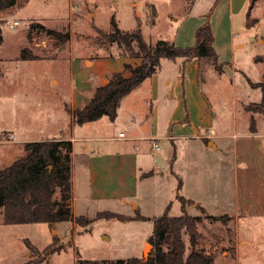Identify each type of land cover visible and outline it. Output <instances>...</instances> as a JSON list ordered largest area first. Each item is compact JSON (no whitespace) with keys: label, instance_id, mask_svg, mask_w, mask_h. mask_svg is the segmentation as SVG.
Masks as SVG:
<instances>
[{"label":"rangeland","instance_id":"obj_1","mask_svg":"<svg viewBox=\"0 0 264 264\" xmlns=\"http://www.w3.org/2000/svg\"><path fill=\"white\" fill-rule=\"evenodd\" d=\"M215 2L16 0L0 9V168L25 156L23 141L57 139L62 130L71 135L70 117L63 104L70 96L71 81L96 71L85 65L92 66L93 59L111 54L103 73L122 67L123 48L116 44L110 49L100 48L96 44L100 37L98 29L112 32L115 19L122 30H132L140 23L143 36L150 43L175 40L178 24L187 18V24L199 22L213 9L212 15L216 12V19L222 22L225 10L217 9ZM152 3L157 8L155 24ZM250 4L251 0H246V10L234 16L235 43L242 46L236 47L234 55L229 48L220 47L223 73L204 64L200 70L199 61V66L192 60L182 69L181 58L164 59L156 72V89L151 86L152 77L134 89L119 108L117 127H110V134L117 136L124 127H130L126 114L130 104L140 106L144 98L154 100L158 107L157 123L147 122L142 129L139 125L137 128L138 134L159 136L137 143L142 144L154 174L140 182L143 202L138 197L136 203H125L120 211L135 214L138 204L139 212L145 216H160L171 202L169 213L182 215V202L175 190L183 180L186 192L181 189L180 194L192 193L198 198L195 203L200 202V207H187L188 213L202 216L197 225L199 247L215 255L216 264H264V114L249 111L262 99L261 89L250 81L257 82L264 74V0H255L249 21L257 23L248 27ZM12 20L19 24L8 28ZM220 43L227 46L224 40ZM24 49L34 58L22 59ZM54 78L59 84L56 80L52 83ZM154 91L157 95L151 98ZM181 96L188 126L199 134L200 116L213 120L212 126L226 137L221 144L223 152L200 151L196 137L173 142L162 137L166 133L165 118ZM68 110L71 112V108ZM7 130L12 132L11 137ZM203 135L206 141L218 139L210 129L204 130ZM155 144L160 149L153 148ZM55 197L60 198V187H56ZM78 205L81 211L84 204ZM237 207L240 213L235 215ZM202 208H206L207 214L227 217L208 218ZM95 213L89 210V215L94 217ZM52 224H5L1 210L0 264H24L30 260H44L38 264H77L80 258L112 261L148 256L153 249L148 242L154 227L152 219L104 218L86 227L72 221ZM54 236L63 249L47 257L43 250L54 241ZM26 240L37 249H30Z\"/></svg>","mask_w":264,"mask_h":264},{"label":"trees","instance_id":"obj_2","mask_svg":"<svg viewBox=\"0 0 264 264\" xmlns=\"http://www.w3.org/2000/svg\"><path fill=\"white\" fill-rule=\"evenodd\" d=\"M16 0H0V9L7 8ZM220 0H216L215 5ZM247 12V26L254 23L249 21L255 0H251ZM211 10L206 15V21L197 28L195 33L196 43L192 46L181 47L169 40H158L156 43L148 42L142 33L140 23L132 30H122L112 20L114 30L105 32L98 29L99 39L96 44L100 48L108 49L114 44L123 48L121 54L124 57L140 59V63L133 65L130 62L124 64L122 71L110 75L108 83L95 89L91 100L71 110L75 124L82 125L87 122L99 120L106 116L115 121L122 100L134 89L140 86L146 79L151 78L161 67L162 60L182 59V69L186 63L196 59L200 62V70L204 65L214 66L219 73H223V64L214 48L215 36L211 26ZM157 10L154 7V19ZM56 33L54 30H48ZM69 37V34H66ZM110 49V48H109ZM25 49L22 51V59H32L34 56ZM110 56H112L110 54ZM251 84L260 88L262 99L249 111L264 114V74L257 82ZM188 122L187 119L184 120ZM26 154L15 160L5 168H0V211L3 212V223H54L72 221L81 226H89L97 219L119 220H148L154 222L153 232L148 242L153 249L148 256H133L126 259L112 261H91L80 258L77 264H216V257L205 248L199 247V234L197 225L202 220L201 215H192L187 212V207L194 204V200L177 194L182 202V215H171L169 204L164 214L160 216H145L136 212L129 216L117 212L103 211L92 218L83 215H75L72 209V183H71V160L73 144L71 140L51 139L36 140L24 143ZM60 187V198L55 197V189ZM182 180L179 181V188ZM206 213L205 209L202 208ZM212 219H224L227 216H215L205 214ZM27 246L36 250L37 247L26 240ZM58 238L46 246L43 252L47 257L60 252L63 246L57 244ZM44 260H30L24 264H38ZM48 264V262H46Z\"/></svg>","mask_w":264,"mask_h":264},{"label":"crops","instance_id":"obj_3","mask_svg":"<svg viewBox=\"0 0 264 264\" xmlns=\"http://www.w3.org/2000/svg\"><path fill=\"white\" fill-rule=\"evenodd\" d=\"M217 4V9L223 7L225 10V17L222 22H218L216 19V12H214L211 16V26L215 36L214 48L218 55L221 51L220 47L229 48L234 55L236 47L242 46V44L239 45L235 43L233 28L234 16L239 15L241 12L246 10V0H220ZM152 5L156 8L155 4L152 3ZM188 21L190 20L187 18L178 24L174 34L175 40L170 39L169 41H172L177 46L181 47H187L188 44L191 45L194 44V42L196 43V30L206 21V18L204 16L202 20L200 19L199 22L195 21L192 24H187ZM221 40H224L227 46L222 45L220 43ZM111 57L113 56H99L92 60V66L85 65V67L89 69L94 70L96 68V71L89 72L84 79H80L79 81L74 79L71 81L70 96L69 98L64 99L65 101L63 106L70 117L69 125L71 127V135H66V133L62 130L60 137L57 139L71 140L73 144L71 155V205L75 215L93 217V215H89V210H94V212L96 211L94 216L103 211H111L134 216L136 212H134L135 214L130 215L123 213L120 210L124 208L125 203L131 205V203L138 197L141 199V203L143 202L144 191L140 188V182L143 179H151L154 174L151 164L146 159V153L142 149V144H137L138 142L142 143V141L145 140H156L159 138V136H156L155 134L147 135L137 133L138 125L142 129V125L147 122H150L152 125L157 123L158 107L156 106L157 104H154L153 99L149 101L148 98H144L145 101L143 103L141 102L140 106H138L137 103L130 104V106H128L126 114L129 116L130 127H124V130H121L117 136H112L110 134V127L112 125L117 127V118L119 115L115 121H111L108 117L104 116L99 120L78 125L74 123L72 113L68 110V108L73 110L76 107L87 104L91 100L95 89L100 85L108 83L112 73L122 71L126 62H130L133 65L140 63V59L124 57L122 67L112 69L109 74H104V70L102 68L108 61L106 59ZM192 63H197L199 66V62L196 59H194ZM98 68H100V70ZM151 79V86L155 90L158 82L157 74L155 73ZM55 80L59 84V80L57 78H54L52 83ZM147 80L148 79H146L141 85H143ZM169 83L170 81H166V84ZM129 95H127L122 102L129 98ZM156 95L157 94L154 91V96L151 98L156 97ZM182 99V96L179 97L180 102H178V105L173 107L171 111L167 109L169 114L165 118L166 133L162 137L172 142L175 139L196 137V139H198L196 147L200 151L208 154L212 152L216 153V151L223 152L221 144H223V141L226 138L225 135L219 133L218 130L212 126L213 120L210 122L206 115L200 116L198 119L201 124L198 129L200 135L197 134V132H194L184 121L185 118L184 111L182 110ZM207 126L210 127L208 128ZM206 129H210L211 132H215L217 134L216 138L218 139H209L206 141L204 139L206 136H202V134H204V130ZM5 132L9 137H11V131L7 130ZM121 133H124V136H120ZM51 139L54 138L46 137L40 140ZM36 140L39 139H33L30 141ZM209 141H212L216 147L209 145ZM23 142L26 143L29 141ZM77 144H79V146H77ZM156 145L157 144H155L153 148H156ZM176 175L179 176V174ZM182 186L183 188H179L178 185L177 190H175L176 194H180L181 189L186 192L185 183ZM186 194H189L186 196L184 195L186 198L194 200V207H200V202L195 203L198 198L194 194L188 192ZM79 203L84 204L81 206V211L78 205ZM169 204H171V202ZM137 208L139 212L140 208L138 204ZM204 209L206 210V208ZM78 212H80V214H78ZM234 212L235 215H238L240 213L239 208ZM224 213L227 212L224 211ZM49 225L51 227L53 226L52 223H49Z\"/></svg>","mask_w":264,"mask_h":264},{"label":"built area","instance_id":"obj_4","mask_svg":"<svg viewBox=\"0 0 264 264\" xmlns=\"http://www.w3.org/2000/svg\"><path fill=\"white\" fill-rule=\"evenodd\" d=\"M19 24L18 20H12L8 23L7 27L8 28H14L15 26H17ZM120 136H124V133H121ZM156 148L159 149V146L156 145Z\"/></svg>","mask_w":264,"mask_h":264},{"label":"water","instance_id":"obj_5","mask_svg":"<svg viewBox=\"0 0 264 264\" xmlns=\"http://www.w3.org/2000/svg\"><path fill=\"white\" fill-rule=\"evenodd\" d=\"M197 130V129H196ZM198 131V130H197ZM209 145H212V146H214V147H216V145L212 142V141H209ZM145 256H147V255H145Z\"/></svg>","mask_w":264,"mask_h":264},{"label":"bare ground","instance_id":"obj_6","mask_svg":"<svg viewBox=\"0 0 264 264\" xmlns=\"http://www.w3.org/2000/svg\"><path fill=\"white\" fill-rule=\"evenodd\" d=\"M149 247H150V246L148 245V246H147V249H148Z\"/></svg>","mask_w":264,"mask_h":264}]
</instances>
